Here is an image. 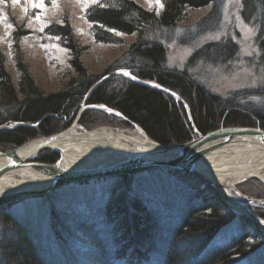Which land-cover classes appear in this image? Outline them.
Listing matches in <instances>:
<instances>
[{"label": "trees", "instance_id": "obj_1", "mask_svg": "<svg viewBox=\"0 0 264 264\" xmlns=\"http://www.w3.org/2000/svg\"><path fill=\"white\" fill-rule=\"evenodd\" d=\"M90 1L82 17L88 24V33L95 44L117 46L124 36L135 38L127 51L112 62L104 74L125 69L139 80L154 82L174 92L187 105L192 124L201 135L229 127L264 130V90L252 94L263 102L259 109L241 105L243 94H233L227 100L212 95L185 72L167 70L164 67V47L154 43L155 36L162 39L164 35L172 33L188 13L210 6V12L198 21L196 27H199L213 14L216 0H159L154 9L141 8L132 0ZM6 5L7 2H0V7L7 13L5 18L9 20V8ZM240 16L246 24L258 29L255 44L259 62L264 66V0H244ZM14 27L6 38L8 54L0 49V126L8 122L35 124L46 117L36 128L0 131V152H9L32 139L67 129L85 94L100 77L88 73L84 67L81 57L87 47L78 43L76 31L66 19L60 24L45 25L38 32ZM27 39L44 48L58 47L65 53L66 69L73 76L64 83L60 91L45 94L31 75L21 50V43ZM220 46L208 45L196 51L190 57L188 67L196 62L224 64L218 59ZM229 46L233 55L235 47ZM9 61L13 63L16 81L7 71ZM86 105L104 106L119 113L124 118V121L118 120L121 125L138 126L149 139L160 145L180 144L196 138L186 123V114L180 103L121 76L106 79L93 91ZM120 123L117 125L120 126ZM113 124L115 122L110 116L93 110L83 111L79 118V125L87 130ZM57 158V153L45 150L35 155L31 161L52 164ZM149 175L157 179H172L175 186L181 185L194 194L187 201L184 199L186 202L179 203L171 226H165L163 215L154 210L150 202L132 192V187L136 185L142 189L144 186L161 185V190H165L169 196L180 194V189L176 191L172 186L169 188L171 184H161L156 180H135ZM71 185L44 197L27 198L0 207V264H48L27 226L14 216L12 208L27 200L44 202V198L57 199L59 193L76 185L101 186V195L86 202V207L96 205L102 211L111 248L115 258L121 263L147 264L157 241L162 246L159 264H239L248 259L252 262L250 258L253 256L264 255V239L253 225L247 219L232 214L210 187L186 173L157 170ZM259 187L264 192L261 184ZM256 215L264 220V211ZM50 216L54 221L52 225L55 226L62 215L59 213ZM231 225L240 227L241 234L228 239L226 243H219L218 236ZM91 240L97 249L101 248V241ZM215 241L219 244L212 246Z\"/></svg>", "mask_w": 264, "mask_h": 264}, {"label": "rangeland", "instance_id": "obj_2", "mask_svg": "<svg viewBox=\"0 0 264 264\" xmlns=\"http://www.w3.org/2000/svg\"><path fill=\"white\" fill-rule=\"evenodd\" d=\"M132 1L144 9L157 8L159 2V0H152V3L149 4L148 0ZM243 1L216 0L213 14L202 22L199 27H196L198 21L210 12L211 7L207 6L194 10L188 13L169 35H164L162 39L155 36L154 43L164 47V67L167 70L185 72L190 79L202 86L207 92L224 100L230 99L233 94H243L244 99L240 101L241 105L246 108L259 109L263 106V102L261 103L259 99L254 98L252 94L264 90V66L259 62V52L255 44L258 29L256 26L246 24L240 16V12L243 10ZM90 2V0H42L43 7L33 8L26 0H20L16 4H13L12 0H7L9 20L5 18L6 11L0 7L1 51L8 54L6 38L15 28L14 26L38 32L45 25L60 24L63 19H66L75 29L78 43L83 47H87L81 61L88 73L100 76V80L111 73L125 70H113L104 74L107 67L127 51L134 42V36L122 37L121 44L117 46L95 44L88 33V24L82 17ZM218 44L221 45L218 49L220 53L218 59L225 62L224 64L213 65L196 62L188 67V61L192 54L205 46ZM228 44L235 47L233 55L231 46ZM21 50L31 75L45 94L60 91L64 83L73 76L66 69V55L60 48H44L39 43L27 39L21 43ZM231 55L232 57H230ZM7 71L16 81V73L11 61L7 64ZM116 76L127 79L122 75ZM172 99L177 102L174 98ZM183 109L186 114V123L191 128L186 110L184 107ZM85 110L104 112L115 122L113 125L98 126L91 130L83 127L86 131L109 128L127 136L138 135V131L134 126L121 125L118 120L124 121V119L117 115L110 114L106 110ZM83 111L80 112L78 109L75 118H80ZM118 123H120V126L117 125ZM131 146L137 148L132 144ZM260 175L264 176V169L260 172ZM135 180L136 182L156 180L161 184H171L169 188L172 186L176 191L180 189V194L172 193L173 195L169 196L165 190H161V185L144 186L142 189L136 185L132 187V192L150 202L152 207L154 206V210L163 215L165 226L173 225L174 211L179 208V203L187 201L188 198L194 195L190 190L183 189L181 185L175 186V181L167 177L157 179V177L149 175ZM258 183L255 180H245L234 188H227L226 192L231 198L242 204L249 203L250 200L264 204V192H262L259 187L260 183ZM77 186L80 185L59 193L57 199L44 198V202L35 201L37 200L35 199L18 203L12 208L15 211L14 216L18 217L27 226L35 245L38 246L39 252L48 264H124L115 258L108 236L109 233L105 229L102 211L96 205H91L90 208L86 207V202L94 196L101 195V186ZM261 186L263 185L261 184ZM249 210L259 218L256 214H261L264 207L257 203H251ZM59 213L62 216L59 218L58 224L53 226L54 221L50 215H59ZM168 216L170 217L168 218ZM240 234V227L231 225L218 236L219 243H226L228 239ZM223 237H226V239L223 240ZM91 239L101 241V248L97 249L96 244ZM219 243L215 241L212 246ZM161 248L160 242L157 241L154 252L147 264L160 263L159 253ZM250 261L252 262H249V259L244 260L239 264H262L264 255L260 257L253 256Z\"/></svg>", "mask_w": 264, "mask_h": 264}, {"label": "water", "instance_id": "obj_3", "mask_svg": "<svg viewBox=\"0 0 264 264\" xmlns=\"http://www.w3.org/2000/svg\"><path fill=\"white\" fill-rule=\"evenodd\" d=\"M115 75H122L133 83L159 91L174 98L185 108L190 126L196 138L180 144L160 145L149 139L138 126L133 124L134 128L141 133L144 138H147L152 145L151 147H140L135 145L137 148L129 147L124 149L122 146L120 147L119 144L113 145L109 141L95 136V133L99 130H115L98 128L93 131H86L79 125V117H76L73 123L62 132L32 139L9 152H0V187L6 184L9 186L10 182H7V177L10 175H18V173L21 172H30L44 176V180L34 183L22 184L18 181V184H15V186H19V188L10 194H1L5 189L0 190V207L27 198L44 197L60 188L79 182L117 176H134L157 170H176L201 180L213 190L214 194L226 206L227 210L240 218L247 219L255 230L264 238V234L257 226V221L261 222L262 220L253 215L249 210L251 203H257L263 207L264 204L255 200H250L249 203L242 204L225 193L227 188H234L245 180H255L264 186V177L243 174L236 179L238 182L234 186L227 187L226 183L217 184L212 182L210 179L211 175L204 173L202 170L203 162L209 156L228 147L239 144H253L264 149V130L251 127H229L201 135L192 124L187 105L177 94L157 84L139 80L132 76L127 70L111 73L93 84L84 96L83 103L79 108L80 112L85 109L106 110L110 114L123 118L119 113L108 110L104 106L86 105L93 91L101 85L107 77ZM45 117L41 118V120L35 124L8 122L0 126V131L17 128H36ZM93 144H101L104 146L106 150L116 157L115 161L102 162L93 167H83L79 169H65L63 167L62 161L64 152L59 145L79 147ZM45 150L57 153L58 158L54 163L45 164L31 161L33 156ZM240 197L243 198L242 196ZM244 200L246 199L244 198ZM235 210H237V212Z\"/></svg>", "mask_w": 264, "mask_h": 264}, {"label": "bare ground", "instance_id": "obj_4", "mask_svg": "<svg viewBox=\"0 0 264 264\" xmlns=\"http://www.w3.org/2000/svg\"><path fill=\"white\" fill-rule=\"evenodd\" d=\"M138 135L127 136L117 131L99 130L95 136L109 141L113 145L119 144L124 149L132 147V145L140 147H151V142L144 138L141 133ZM64 152L62 165L65 169H79L83 167H93L102 162L115 161L116 157L106 150L101 144H93L88 146H67L59 145ZM264 169V149L253 144H239L228 147L224 150L213 153L202 165L204 173L211 175L214 183H226L227 187L234 186L243 174L261 176L260 172ZM264 177V176H262ZM9 183L0 187L4 190L1 194H10L15 192L19 186L18 181L24 183H34L44 180V176L35 173L21 172L15 176L7 177ZM226 195L227 192H225ZM237 212V210H235ZM259 230L264 234V222L257 221Z\"/></svg>", "mask_w": 264, "mask_h": 264}, {"label": "snow or ice", "instance_id": "obj_5", "mask_svg": "<svg viewBox=\"0 0 264 264\" xmlns=\"http://www.w3.org/2000/svg\"><path fill=\"white\" fill-rule=\"evenodd\" d=\"M0 2H7V0H0ZM20 0H12L13 4L19 3ZM27 3H30L33 8H41L43 7L42 0H26ZM149 4L152 3V0H148ZM163 7V5H160ZM26 10V9H25Z\"/></svg>", "mask_w": 264, "mask_h": 264}]
</instances>
